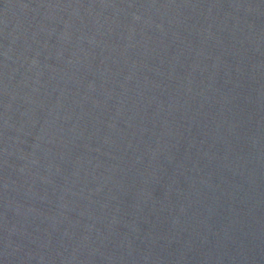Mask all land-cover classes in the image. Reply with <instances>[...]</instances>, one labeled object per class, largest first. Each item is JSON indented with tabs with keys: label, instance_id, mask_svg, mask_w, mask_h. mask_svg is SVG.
Returning a JSON list of instances; mask_svg holds the SVG:
<instances>
[{
	"label": "water",
	"instance_id": "obj_1",
	"mask_svg": "<svg viewBox=\"0 0 264 264\" xmlns=\"http://www.w3.org/2000/svg\"><path fill=\"white\" fill-rule=\"evenodd\" d=\"M0 264H264V0H0Z\"/></svg>",
	"mask_w": 264,
	"mask_h": 264
}]
</instances>
